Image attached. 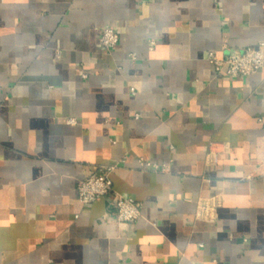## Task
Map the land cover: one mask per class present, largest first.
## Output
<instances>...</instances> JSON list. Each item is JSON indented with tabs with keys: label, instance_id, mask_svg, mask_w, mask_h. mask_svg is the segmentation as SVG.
<instances>
[{
	"label": "crops",
	"instance_id": "obj_1",
	"mask_svg": "<svg viewBox=\"0 0 264 264\" xmlns=\"http://www.w3.org/2000/svg\"><path fill=\"white\" fill-rule=\"evenodd\" d=\"M262 40L264 0H0V264H264V68L207 58ZM110 164L135 221L78 199Z\"/></svg>",
	"mask_w": 264,
	"mask_h": 264
},
{
	"label": "built area",
	"instance_id": "obj_2",
	"mask_svg": "<svg viewBox=\"0 0 264 264\" xmlns=\"http://www.w3.org/2000/svg\"><path fill=\"white\" fill-rule=\"evenodd\" d=\"M120 41L119 31L112 26H105L101 34V43L106 50L113 49ZM218 74L231 76H247L259 72L264 68V40L256 45L242 49H232L226 56L220 57L211 50L207 56ZM70 122H76L70 118ZM142 167L169 171L170 165L160 164L156 161L139 158ZM115 164L104 165L87 176L80 179L77 186L78 199L83 204H90L99 198L112 194L113 202L117 209L118 219L121 222H132L141 215V203L118 192L114 188L111 177Z\"/></svg>",
	"mask_w": 264,
	"mask_h": 264
}]
</instances>
